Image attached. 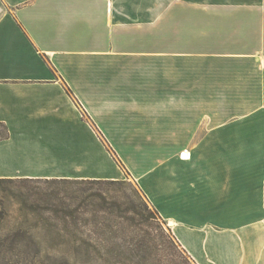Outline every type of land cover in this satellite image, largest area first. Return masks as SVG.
Returning <instances> with one entry per match:
<instances>
[{
  "label": "crops",
  "instance_id": "0c3cea01",
  "mask_svg": "<svg viewBox=\"0 0 264 264\" xmlns=\"http://www.w3.org/2000/svg\"><path fill=\"white\" fill-rule=\"evenodd\" d=\"M231 100L264 102V0H0V178L129 177L196 264H264Z\"/></svg>",
  "mask_w": 264,
  "mask_h": 264
},
{
  "label": "rangeland",
  "instance_id": "374dc122",
  "mask_svg": "<svg viewBox=\"0 0 264 264\" xmlns=\"http://www.w3.org/2000/svg\"><path fill=\"white\" fill-rule=\"evenodd\" d=\"M245 71L256 75L258 68ZM229 72L222 68L221 76H228ZM263 103L220 101L221 109L231 108V125L249 126L251 130L231 131V141L237 142L231 144V157L260 158L264 163ZM252 167L264 168V164ZM123 180L125 184L120 187L106 186L105 194L122 201L133 200L141 214L128 213L134 219L121 218L120 226L113 229H103L92 220L83 219L62 236L39 218H26L18 211L19 202L12 196V191H20L18 182H0V264H157L169 259L196 264L173 237L170 224L154 213L137 183L129 177ZM142 199L150 211L145 209ZM75 248L81 252L74 253Z\"/></svg>",
  "mask_w": 264,
  "mask_h": 264
},
{
  "label": "trees",
  "instance_id": "16d2710c",
  "mask_svg": "<svg viewBox=\"0 0 264 264\" xmlns=\"http://www.w3.org/2000/svg\"><path fill=\"white\" fill-rule=\"evenodd\" d=\"M0 182H18L20 191H12V196L16 197L20 205L18 211L26 218H39L38 221H44L59 236L67 233L71 225H77L83 219L88 222L92 220L103 229H113L120 226L121 218L134 219L128 217V213L139 215L142 212L133 200L122 201L105 194L106 186L120 187L125 184L123 179L0 178ZM142 203L150 211L143 199ZM152 208L162 218L153 206ZM87 215L91 218L86 219ZM173 237L175 238L174 234ZM79 251L81 252L80 248L74 249V253ZM157 264L183 263L169 259L167 263L160 261Z\"/></svg>",
  "mask_w": 264,
  "mask_h": 264
},
{
  "label": "bare ground",
  "instance_id": "6f19581e",
  "mask_svg": "<svg viewBox=\"0 0 264 264\" xmlns=\"http://www.w3.org/2000/svg\"><path fill=\"white\" fill-rule=\"evenodd\" d=\"M189 155V153L188 152H184V156H188Z\"/></svg>",
  "mask_w": 264,
  "mask_h": 264
}]
</instances>
